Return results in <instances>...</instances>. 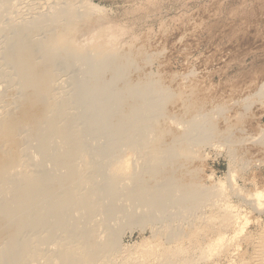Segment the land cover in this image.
<instances>
[{
    "label": "bare ground",
    "instance_id": "obj_1",
    "mask_svg": "<svg viewBox=\"0 0 264 264\" xmlns=\"http://www.w3.org/2000/svg\"><path fill=\"white\" fill-rule=\"evenodd\" d=\"M86 23L0 30V264H114L121 235L145 225L165 242L139 245L141 257L198 263L202 255L191 262L190 251L207 234L206 250L219 248L235 219L212 200L223 190L201 187L194 159L201 146L230 140L235 125L218 130L194 88L172 91V75L165 82L144 72V42L120 48L123 28L118 38L117 27L100 26L82 41ZM260 241L252 264H264Z\"/></svg>",
    "mask_w": 264,
    "mask_h": 264
},
{
    "label": "rangeland",
    "instance_id": "obj_2",
    "mask_svg": "<svg viewBox=\"0 0 264 264\" xmlns=\"http://www.w3.org/2000/svg\"><path fill=\"white\" fill-rule=\"evenodd\" d=\"M66 22L72 25L87 22L85 30L83 27L80 32L82 41L96 35L98 30H107L109 25L113 26V29L108 27L110 30L118 29L116 34L123 28V42L119 35L121 33L118 34L120 39L115 40L120 48L128 47L124 46L128 44L129 47L135 44V48L144 42L142 44L149 54L148 63H143L144 72L149 75L153 72L152 76L155 77L160 75L158 77L165 82L172 75L170 77L174 79L170 85L165 83L166 88L168 85L171 88L168 87V90L183 88V91H187L190 87L194 88L202 96L197 98L202 99L205 106L209 104L210 107L205 108L211 109L204 111L210 112L205 114L214 117L213 122L218 130L225 131L227 123L235 125V131L232 134L231 130L229 135L230 140L227 139L228 135H222L226 141L213 139L214 142L204 145V148L201 146L200 155L193 162L200 167V171L197 167V177L201 187H209L212 193L223 190L222 197L214 196L212 200L215 198L217 205L226 204L229 210L233 209L230 212L234 213L235 217L232 216L236 221L233 219L229 229L226 227L220 231L221 247L215 248L214 245L211 248L216 250H206L208 239H213L207 234L203 241L206 247L200 244L190 251L188 257L193 256L192 259L190 257L191 262L204 257L202 262L197 260L198 263L194 264H252V244L256 245L261 240V254L264 253V238L261 239L264 237V95L261 93L264 91V0H0V30L22 24L27 28L38 26L41 31V28L57 27ZM0 37V41L2 38L5 41V36ZM157 55L161 58H157ZM236 117H239V122H236ZM235 123H239V126ZM230 153L236 155L237 163ZM133 158H130L132 166L142 164V159L137 158L136 161L141 162L137 163ZM258 192L260 197L256 194ZM206 208L203 212L205 215L211 207ZM151 231V227L146 225L144 228L135 226L125 230L119 246L128 253L122 252L114 264H135L138 261L136 264H146L147 261L150 262L147 264L158 263L160 258L146 260L138 253L139 245L143 244L145 248V245L165 242L161 236L157 241ZM244 235L252 240L250 244H244ZM254 239H258V242ZM207 252L210 253L208 257ZM262 257L264 259V255Z\"/></svg>",
    "mask_w": 264,
    "mask_h": 264
}]
</instances>
